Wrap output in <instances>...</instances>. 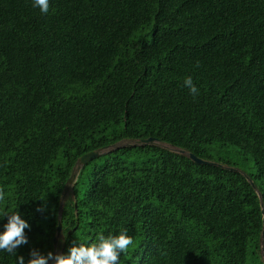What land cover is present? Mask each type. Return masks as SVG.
<instances>
[{
	"label": "trees",
	"instance_id": "obj_1",
	"mask_svg": "<svg viewBox=\"0 0 264 264\" xmlns=\"http://www.w3.org/2000/svg\"><path fill=\"white\" fill-rule=\"evenodd\" d=\"M32 4L0 0V232L4 211L31 226L17 256L54 254L76 163L108 148L63 202L58 254L127 229L119 264H264V0ZM149 138L211 164L117 146Z\"/></svg>",
	"mask_w": 264,
	"mask_h": 264
},
{
	"label": "clouds",
	"instance_id": "obj_2",
	"mask_svg": "<svg viewBox=\"0 0 264 264\" xmlns=\"http://www.w3.org/2000/svg\"><path fill=\"white\" fill-rule=\"evenodd\" d=\"M32 6L38 7L41 13L46 15L49 11V0H33ZM184 86L189 89L194 99L198 97L199 89L191 76L184 79ZM5 195L4 189L0 188V202L5 200ZM36 211L41 214L47 212V202H42ZM2 214L7 218V223L3 225L4 231L0 232V251L13 255L17 264H25L24 257L17 256V249L29 243L25 229L30 230L31 226L21 218L19 211L11 213L4 211ZM133 242V238L127 234V229H124L118 235L107 237L100 235L97 242L89 246L73 245L67 255H54L48 252L45 256L40 251L32 249L27 264H49V261H54V264H119L121 254L126 253Z\"/></svg>",
	"mask_w": 264,
	"mask_h": 264
},
{
	"label": "water",
	"instance_id": "obj_3",
	"mask_svg": "<svg viewBox=\"0 0 264 264\" xmlns=\"http://www.w3.org/2000/svg\"><path fill=\"white\" fill-rule=\"evenodd\" d=\"M126 142H132L131 144H124V143H120L119 145H117L118 147H121V146H137V145H158V146H161L163 148H165L159 140L157 139H154V138H149V139H145V140H138V141H126ZM106 149H101V150H97V151H93V152H90V153H87L85 154L84 156H82L78 162L76 163V166L74 167V170L72 172V175L70 176L67 184H66V187L64 189V192L62 194V197H61V210H60V221H59V226H58V231H57V235L54 239V245H55V252H54V255H57L58 252H57V248H58V243H59V239L61 237V233H62V222H61V218H62V212H63V202L64 200L66 199V197L69 195V193L71 192L73 186H74V183L76 182L77 180V177H78V174L80 172V170L90 161L100 157L101 155L105 154L106 153ZM179 153L181 154H187L194 162H196L197 164H211L210 162L208 161H205L203 159H200L198 157H196L194 154L192 153H187L186 151L184 150H179ZM254 186V184H253ZM264 212V211H263ZM263 237H264V232H263ZM49 264H54V261H51Z\"/></svg>",
	"mask_w": 264,
	"mask_h": 264
},
{
	"label": "rangeland",
	"instance_id": "obj_4",
	"mask_svg": "<svg viewBox=\"0 0 264 264\" xmlns=\"http://www.w3.org/2000/svg\"><path fill=\"white\" fill-rule=\"evenodd\" d=\"M132 142H125L124 144H131ZM166 149L172 151V152H178L179 153V149L177 148H174L172 146H168V145H165V144H162Z\"/></svg>",
	"mask_w": 264,
	"mask_h": 264
}]
</instances>
